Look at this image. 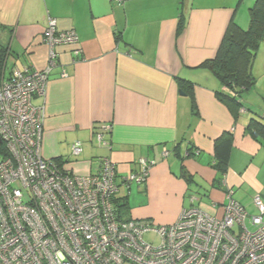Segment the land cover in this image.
<instances>
[{
    "label": "crops",
    "instance_id": "1",
    "mask_svg": "<svg viewBox=\"0 0 264 264\" xmlns=\"http://www.w3.org/2000/svg\"><path fill=\"white\" fill-rule=\"evenodd\" d=\"M251 6L252 0H0V83L13 68L47 65L42 33L55 19L59 30H74L78 42L56 47L45 94L33 98L45 106V158L88 174L108 157L117 196L128 202L127 218L167 225L189 206L220 215L227 191L255 214L253 197L264 203V136L253 137L248 124L264 122V41L251 65L255 87L236 115L215 95L223 90L219 79L199 66L214 57L231 19L249 25ZM178 79L193 83L197 113ZM104 126L105 146L94 134ZM224 131L232 143L218 187L210 161ZM77 141L82 150L74 155ZM187 146L196 154L186 157ZM140 158L154 163L145 183H127Z\"/></svg>",
    "mask_w": 264,
    "mask_h": 264
},
{
    "label": "built area",
    "instance_id": "2",
    "mask_svg": "<svg viewBox=\"0 0 264 264\" xmlns=\"http://www.w3.org/2000/svg\"><path fill=\"white\" fill-rule=\"evenodd\" d=\"M42 39L47 65L13 68L0 83V264H264L259 194L253 197L255 214L227 191L220 215L189 206L167 225L122 219L114 204L116 168L108 157L99 158L94 173L76 174L42 155L45 106L33 98L45 94L56 47L76 45L78 37L50 18ZM108 130L94 132L104 146ZM81 150L79 141L72 144V154ZM138 164L127 183H145L154 163L140 158ZM149 231L160 236L158 246L144 241Z\"/></svg>",
    "mask_w": 264,
    "mask_h": 264
},
{
    "label": "trees",
    "instance_id": "3",
    "mask_svg": "<svg viewBox=\"0 0 264 264\" xmlns=\"http://www.w3.org/2000/svg\"><path fill=\"white\" fill-rule=\"evenodd\" d=\"M241 1V0H239ZM183 26L181 19L178 30ZM264 41V0H256L249 8V25L241 28L234 20H230L219 43L214 57L203 61L199 66L214 74L223 86L222 91H216L217 98L224 102L230 111L236 115L243 108L242 98L248 94L256 84V78L251 72V65L261 42ZM179 86L189 94L191 109L197 113L193 99V83L189 80L178 79ZM250 134L257 138L264 136V122L255 118L248 124ZM232 135L222 132L214 140L212 160L210 166L215 170L214 185L222 187L224 176L228 168ZM177 146L175 147V150ZM168 151V150H167ZM197 149L187 146L185 156L195 155ZM59 162V161H58ZM61 163V162H59ZM116 212L122 219L127 218L129 206L126 197L114 198ZM146 221H149L145 219Z\"/></svg>",
    "mask_w": 264,
    "mask_h": 264
},
{
    "label": "rangeland",
    "instance_id": "4",
    "mask_svg": "<svg viewBox=\"0 0 264 264\" xmlns=\"http://www.w3.org/2000/svg\"><path fill=\"white\" fill-rule=\"evenodd\" d=\"M243 1H245V0H243ZM256 0H252V4L255 2ZM248 25V24H247ZM248 27V26H247ZM247 27H245V28H247ZM263 42H261L260 43V45H259V47H261V44H262ZM251 91H253V90H251ZM143 239H144V241L145 242H147V243H150V244H152L153 246H158L159 244H160V242H161V238H160V236L156 233V232H154V231H149V232H145V233H143Z\"/></svg>",
    "mask_w": 264,
    "mask_h": 264
}]
</instances>
